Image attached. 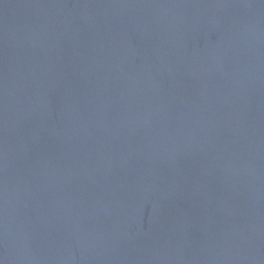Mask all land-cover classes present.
Segmentation results:
<instances>
[{"label":"water","instance_id":"water-1","mask_svg":"<svg viewBox=\"0 0 264 264\" xmlns=\"http://www.w3.org/2000/svg\"><path fill=\"white\" fill-rule=\"evenodd\" d=\"M0 264H264V0H0Z\"/></svg>","mask_w":264,"mask_h":264}]
</instances>
